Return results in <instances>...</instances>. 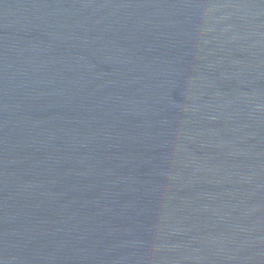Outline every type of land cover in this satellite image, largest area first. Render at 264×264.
<instances>
[{"label":"water","instance_id":"water-1","mask_svg":"<svg viewBox=\"0 0 264 264\" xmlns=\"http://www.w3.org/2000/svg\"><path fill=\"white\" fill-rule=\"evenodd\" d=\"M0 264H264V0H0Z\"/></svg>","mask_w":264,"mask_h":264}]
</instances>
